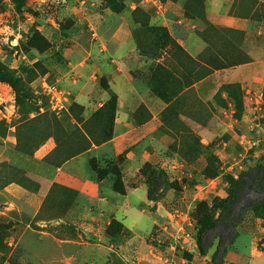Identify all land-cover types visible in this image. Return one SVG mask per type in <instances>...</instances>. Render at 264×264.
Listing matches in <instances>:
<instances>
[{"label": "rangeland", "instance_id": "rangeland-1", "mask_svg": "<svg viewBox=\"0 0 264 264\" xmlns=\"http://www.w3.org/2000/svg\"><path fill=\"white\" fill-rule=\"evenodd\" d=\"M191 32L208 50L196 63L181 50L168 60L185 72L197 68L198 80L253 63L242 82L203 81L214 101L199 99L198 119L215 115L209 126L162 125L170 139L161 143L175 155L166 161L151 152L135 175L129 155L140 142L112 141L116 89L134 86L140 102L143 55L157 57L156 49L174 48V37ZM127 37L134 49L117 62ZM152 65L154 92L158 66L172 90L164 76L171 71ZM257 165L264 166V0H0V264H264L259 210L207 232L205 253L196 241L205 214L217 218L234 180ZM87 182H97V200L83 190ZM137 183L159 196L140 205L149 217L130 209L123 224L137 223L134 231L116 219L107 223L99 209ZM198 184L211 189L194 199ZM172 189L175 197L159 214L157 202ZM98 197L110 201L102 205ZM257 199L264 189L247 188L234 212ZM112 220L122 226L109 228Z\"/></svg>", "mask_w": 264, "mask_h": 264}, {"label": "crops", "instance_id": "crops-1", "mask_svg": "<svg viewBox=\"0 0 264 264\" xmlns=\"http://www.w3.org/2000/svg\"><path fill=\"white\" fill-rule=\"evenodd\" d=\"M164 26L169 27V22L165 19L163 23ZM129 40V41H128ZM170 44H174V48L164 47L158 48L155 51L157 52V57L154 54V51L148 52V55H143V65H142V85H141V95H140V102L137 100L138 96V89L134 86H130L126 84L125 86H121L120 88L116 89V93L119 95V100L117 102V114L114 120V135L112 141H119L124 139L135 140L139 141L140 144L136 147L133 151L130 152L129 157L131 158V162L129 163L131 166V172L134 174L136 170H138V166L143 163L144 161H148L146 156H149L151 152L158 157L163 159L166 158V161L175 155L172 149L165 146V144L161 143L164 140H169L170 136H168L166 131L161 128L162 125L176 123L180 125H185L190 128L194 127H201V129L205 128L203 124H206V127L209 126L211 120L215 117V115L211 116L210 114L206 118V120L202 119V122L199 121V114H198V102L202 100L207 105L209 104L208 101L211 99L212 102L214 101L213 95L211 92H207L206 89L202 87L203 81H205L210 76H215L216 79L218 78H232L234 82H242L243 80L240 79L241 77H245L244 72L248 73L250 65L253 62H248L241 65H235L233 67L221 68V69H214L213 72L201 77L199 80L197 79V68L195 71L189 70V72H185L180 68L175 60L172 62L168 60L173 57V52L181 50L185 52L186 58L191 61H198V58L201 54H203L206 50H208L209 43L200 37L195 32L188 33V35L184 36L183 38L174 37ZM135 42L133 38L128 39L127 42L123 43V45L117 46L116 53L117 55L116 61L118 62L119 58L131 50L134 49ZM156 57V58H155ZM222 59V56H221ZM153 62H157L159 65H163L171 73L167 72L164 73L165 77H169L170 79L168 83L172 84V90L170 86L163 85L161 82L162 73L160 72L161 66H158L159 69V82H158V92L155 93L153 89V81H154V66L152 65ZM173 63V65L171 64ZM177 68H176V67ZM206 67V64L204 63ZM178 69V71H177ZM204 70L203 67H201ZM135 78V76H133ZM188 82V83H186ZM160 87V88H159ZM245 89V88H244ZM206 90V91H204ZM248 90V89H247ZM246 90V92H248ZM171 92H178V96H170ZM213 93V92H212ZM215 93V92H214ZM213 93V94H214ZM256 91L252 94H249L250 100L253 96L255 98ZM210 94V95H209ZM222 97H226V93H222ZM256 100V98H255ZM227 104H230L226 101ZM142 106V116L139 118L135 113L138 105ZM213 104V103H212ZM247 102H244L243 108L246 111L249 106H247ZM244 113L243 116H245ZM139 119H141V123H139ZM154 125L158 126L157 132H154L155 128ZM140 129V131H138ZM201 139H204L203 137ZM141 160V161H140ZM140 167V166H139ZM179 167H185L184 165H180ZM137 171L135 172V175ZM192 176V174H190ZM126 181V179L124 180ZM216 179H211V182H215ZM88 183V184H87ZM88 188L86 192L90 193L91 195L97 194L98 184L87 182ZM210 185V184H209ZM209 185H196L197 191L193 195V198L196 199L197 197H201L200 193L203 192L204 189L210 190ZM185 187V186H184ZM138 193V194H137ZM138 196L137 201L135 198ZM148 195V188L145 183H137V185H127L125 193L121 194L122 200L118 203H112L104 197H98L99 203L105 205L106 201L111 203L108 207L102 206L99 209L98 214L107 217L109 220L116 219L123 224V221L128 218V211L130 209L137 210L139 214L149 217L148 211L146 209L140 208V205L144 203H149ZM108 197V196H107ZM113 198L112 196H110ZM175 197V190L172 189L167 194L164 193L162 197H160L159 201L157 202V211L161 213V207L164 204L165 199L171 198V200ZM95 199L97 197L95 195ZM161 200V201H160ZM120 216V217H119ZM124 225V224H123ZM125 226V225H124ZM135 226L137 223L133 222L132 224H128V229L134 231ZM229 252H232L233 255L236 256H243L244 252L231 249ZM255 253L259 254L262 251L255 250ZM253 251L250 253L252 255Z\"/></svg>", "mask_w": 264, "mask_h": 264}, {"label": "trees", "instance_id": "trees-1", "mask_svg": "<svg viewBox=\"0 0 264 264\" xmlns=\"http://www.w3.org/2000/svg\"><path fill=\"white\" fill-rule=\"evenodd\" d=\"M9 83L12 84V82ZM96 172L98 173L97 170ZM117 187L118 188H116V190L119 193H123V185ZM247 188H254L258 191H262L264 189V166L257 165L254 168H251L248 171L240 174L238 178L232 183L228 195L221 201V212L219 213V216L217 218H214L211 213H208L205 214V216L199 222V229L196 234V241L197 248L200 253H205L206 248H208L212 243L211 241L204 243L205 235L207 232L217 227H220L221 229H228L230 227L235 226L242 220L244 212L247 210H259L264 222V200L262 199H257L250 202L247 206L243 207L242 210L238 213L234 212V208L236 207L237 202L244 196L245 190ZM148 197L149 200H157L159 198V196H154L150 190L148 193ZM114 225L122 226L121 223H118L116 220H112L109 223L108 227L112 228ZM219 235L221 234L219 233ZM262 242L264 243V237ZM223 255L224 253L219 258H221Z\"/></svg>", "mask_w": 264, "mask_h": 264}]
</instances>
